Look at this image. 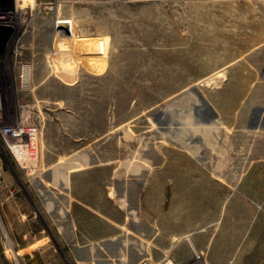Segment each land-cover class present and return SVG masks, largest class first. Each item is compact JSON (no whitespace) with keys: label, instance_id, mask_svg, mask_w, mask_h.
I'll return each mask as SVG.
<instances>
[{"label":"rangeland","instance_id":"374dc122","mask_svg":"<svg viewBox=\"0 0 264 264\" xmlns=\"http://www.w3.org/2000/svg\"><path fill=\"white\" fill-rule=\"evenodd\" d=\"M1 9L14 33L0 56V264L39 261L41 233L57 224L49 194L80 171L100 177L90 190L110 175V191L124 177L149 201L158 191L163 244L139 264H264V130L248 128L264 109V62L251 58L264 50V0H5ZM214 114L215 124H195ZM18 123L39 129L28 151L2 136ZM213 129L244 137L231 159Z\"/></svg>","mask_w":264,"mask_h":264},{"label":"crops","instance_id":"0c3cea01","mask_svg":"<svg viewBox=\"0 0 264 264\" xmlns=\"http://www.w3.org/2000/svg\"><path fill=\"white\" fill-rule=\"evenodd\" d=\"M106 164L109 163L104 161L97 165ZM89 172L73 173L66 183L62 181L59 186L63 193L51 190L48 201L49 208L54 207L56 212L55 231L44 228L39 261L30 253L25 264H64L59 241L62 253L63 246L69 247L74 264H139L163 244L159 235L158 191L151 192L149 201L147 193L130 189L132 181L125 177L116 179L115 190L110 191V175L108 186L90 190L91 183L100 177ZM76 207L79 211H75Z\"/></svg>","mask_w":264,"mask_h":264},{"label":"water","instance_id":"95a60500","mask_svg":"<svg viewBox=\"0 0 264 264\" xmlns=\"http://www.w3.org/2000/svg\"><path fill=\"white\" fill-rule=\"evenodd\" d=\"M14 30H13V27L12 26H9V25H0V55H2L7 47V44H8V41L10 39V37L12 36ZM253 59V61L255 62H264V50L263 51H259L256 55H253L251 57ZM261 75L262 77L264 78V69L261 70ZM200 101H202L201 98H199ZM256 101H254L253 99V95L251 96L250 98V101L248 102V104L246 105L247 109L246 111L250 110V108L252 106H255ZM179 103V102H177ZM264 112V109L262 107H255V110L253 109V113H258L259 116H261ZM258 116V120H257V123L254 124V125H250L248 126V128L250 129H256V128H260L261 130H264V118L262 120H259L260 117ZM215 120H216V115L214 114L212 116V118H210L209 120H203V121H199V122H196L195 124L196 125H212V124H215ZM209 130V129H208ZM190 134L189 135V139H191L193 136H195V132L193 131H188ZM203 132L204 131H201V134L203 135ZM204 136H207L204 134ZM212 136L214 138V141L215 143L217 144V146L219 147L220 145L224 146L225 148H227L228 152H227V156H229V159H231V156H230V151L234 148V146L236 144H241L242 143V140H243V136L241 135H238L237 138H233V139H230L229 137H225L221 134V132L217 129H213V132H212ZM208 137V136H207ZM188 139V140H189ZM202 139H204L202 137ZM207 140V138H206ZM206 142V141H205ZM218 155L215 157L216 161H218Z\"/></svg>","mask_w":264,"mask_h":264},{"label":"built area","instance_id":"2783aa9c","mask_svg":"<svg viewBox=\"0 0 264 264\" xmlns=\"http://www.w3.org/2000/svg\"><path fill=\"white\" fill-rule=\"evenodd\" d=\"M5 4V0H0V25H1V20H4L6 19V15L4 11H2L1 7ZM14 33V32H13ZM13 36V34H12ZM12 36L10 37V39L12 38ZM9 39V41H10ZM8 41V43H9ZM1 56V55H0ZM31 69V66L30 65H22L21 66V71H22V76H24V79L26 80L27 76H28V73ZM38 133H39V129L37 126L35 125H31V124H28V125H24L23 127H19L17 125H7L4 129V131H2V136L4 139H11L10 137H17L18 136H21V141L17 140L16 139V143L14 145L16 146H23L27 149H31L32 147L34 148L36 145H32L33 142H36L37 140V136H38ZM29 134V140H26V135ZM33 138V139H32ZM6 143V142H5ZM8 143H6L7 145ZM141 264H150L149 262H143ZM162 264H172L170 260L166 259Z\"/></svg>","mask_w":264,"mask_h":264},{"label":"bare ground","instance_id":"6f19581e","mask_svg":"<svg viewBox=\"0 0 264 264\" xmlns=\"http://www.w3.org/2000/svg\"><path fill=\"white\" fill-rule=\"evenodd\" d=\"M1 110H2V109H1V105H0V112H2ZM1 114H2V113H1ZM0 122H1V121H0ZM16 125L19 126V127H20V126H21V127L24 126L23 123H18V124H16ZM10 138H11L10 140L13 141V145L10 147V149H11V150H13L12 148H15V149H16V148L21 149V146H16V145H14V144L16 143V139L19 140V141H21V136H18V138H17V137H13V138L10 137ZM25 138H26V140H29V139H28V138H29V134L26 135ZM32 139H33V138H32ZM34 144H36V142H33V143H32V145H34ZM16 156L19 158V157L21 156V152H20V151H18V152L16 151ZM16 262H17V261H16Z\"/></svg>","mask_w":264,"mask_h":264}]
</instances>
